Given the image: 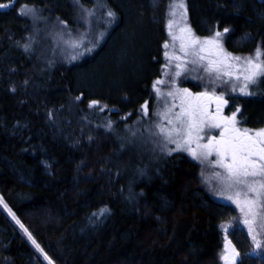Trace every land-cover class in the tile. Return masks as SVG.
<instances>
[{"label":"trees","instance_id":"16d2710c","mask_svg":"<svg viewBox=\"0 0 264 264\" xmlns=\"http://www.w3.org/2000/svg\"><path fill=\"white\" fill-rule=\"evenodd\" d=\"M88 1L95 15L110 8L111 26L63 61L43 32L73 29L79 0H0V197L53 264H223L220 223L235 209L210 196L199 164L177 150L136 156L110 135L122 113L152 105L171 0ZM184 2L196 35L222 33L227 52H264V0ZM247 91L229 109H240V125L263 127L264 79ZM230 237L238 264H264L242 229ZM32 241L0 206V264H48Z\"/></svg>","mask_w":264,"mask_h":264},{"label":"rangeland","instance_id":"374dc122","mask_svg":"<svg viewBox=\"0 0 264 264\" xmlns=\"http://www.w3.org/2000/svg\"><path fill=\"white\" fill-rule=\"evenodd\" d=\"M86 1L89 4H82V0H79L81 6L78 7V20L73 29L66 28L68 30L64 31L60 26L55 25L48 27L43 32V37L49 43V48L63 61L77 59L88 52L93 46L97 45L100 37L105 35L111 26L112 22L107 15L111 11L110 8L104 6L101 8L103 14L99 15L98 13L95 15L92 5H90L91 2ZM180 3H183V8L176 7ZM167 7L165 14L167 29L165 44H167V47L164 46L163 65L160 75L155 79L153 85L156 81H163V83L158 84L155 88L152 85L153 100L151 107L146 101L147 114L141 107L146 102L137 109L135 117L130 112L122 113L118 119V123H121L120 127L110 135L115 140L128 144L127 149H131L136 156L158 159L164 153L177 150L186 153L195 160L200 166L202 185L210 196L218 202L232 205L235 209V217L230 221L220 223L223 240L222 263L225 264V260L222 258L225 255L229 257L230 262L231 258L237 256V254L238 261L241 259L240 253H238L236 245L230 237V232L235 226L242 229L252 242L248 253L264 258V189H260L259 183H257L255 185L259 192V195H257L255 192H248L247 187L244 185H234L229 188L227 182L223 179L227 175L225 169L215 163L219 159L215 152L208 156L207 160L203 158L194 159L191 155V151H195L198 155L202 151H207L202 146L208 143L209 138L215 136L217 140L221 139L220 133L223 128H208L207 125L209 122H222L223 117H231L232 113L236 111L229 109L232 102L229 97L241 94L240 88L245 84L244 76L250 74V66L245 63V59L253 58L254 64H262V55L258 60L255 59L256 51L259 47L256 51L250 53L227 52L223 45L222 35L218 38L215 34L198 36L192 31L187 23L184 0H171ZM193 40H198L199 43L193 45ZM182 46L184 48L183 51L181 50ZM259 49L263 52L261 48ZM194 51L203 56L204 59L200 60L197 55H194ZM229 53L231 56H227ZM42 56L45 62V55L42 54ZM234 57H240L241 59L237 61ZM193 60H196L197 63L192 64ZM209 62H212V67L215 69L211 73L204 71V68L209 66ZM177 64H182V68L177 69ZM177 71L181 72L180 76L175 75ZM225 73H231L232 75L229 77ZM234 88L235 91L233 90ZM183 89H187L188 94L191 95L184 93ZM168 93L172 94L168 95ZM199 93H209L214 96L223 94L228 104L222 106L221 111L217 114V102L214 99H209L208 96L197 97ZM90 104L92 103L88 105ZM96 104L94 105L99 107V103ZM193 109H196V111L193 112ZM101 110H104L103 106ZM182 112L193 114L191 116L182 115L180 120H178L177 115ZM202 117L201 128L203 130L197 132L193 129L189 135V122L197 124ZM213 117L216 118V121H212ZM97 118L99 119L100 117ZM169 121L172 123H169ZM227 127H235L239 133L247 130V136H239L240 141L245 143L264 139V137L257 136V133L264 129V126L247 128L238 122L234 126L229 124ZM161 129H164V131L162 132ZM82 133L84 132L80 130L79 135ZM231 135H237V133L233 132ZM197 136L200 138L197 139ZM93 139H96V137L94 136ZM178 144L182 145V147L177 148ZM225 162H230V159H226ZM247 180L249 183L253 180L264 182V177H248ZM246 192L247 196L244 195ZM236 193L241 195L237 197ZM229 196L232 197V200L227 199ZM234 201H239V203ZM0 206L29 238L24 227L12 214L1 197ZM246 220L248 223H245ZM253 235L255 236V241L252 239ZM30 240L32 241V239ZM257 242L261 244L259 249L256 247ZM37 249L41 252L39 248ZM40 254L50 264V259L43 252ZM51 264L53 263L51 262Z\"/></svg>","mask_w":264,"mask_h":264},{"label":"snow or ice","instance_id":"6c2138e0","mask_svg":"<svg viewBox=\"0 0 264 264\" xmlns=\"http://www.w3.org/2000/svg\"><path fill=\"white\" fill-rule=\"evenodd\" d=\"M0 7H7V5H0ZM176 7L183 8V3H180L176 5ZM32 11V10H29ZM26 14V13H25ZM109 17H114V13L109 11L107 13ZM230 31V29L225 28L224 32L227 33ZM222 35V33L217 32L215 33V36L218 38ZM214 42V41H209ZM198 40H193L192 44H198ZM165 47H167V44H165ZM181 50L183 51L184 48L182 46ZM203 51V49H201ZM167 55V54H166ZM194 55H197L200 60H203L204 57L200 56L199 53H196L194 51ZM261 55H264V52H261V50L258 48L256 51L255 59H259ZM227 56H231V54H227ZM227 58V57H226ZM177 59H179L177 57ZM235 60L239 61L240 57H234ZM192 64H196L197 61L193 60L191 62ZM245 63L250 66L249 75L244 76L245 84L243 87L240 88V92L242 95H252L253 93H250L246 91L249 85L254 84L257 82V80L264 79V64H254L253 58H246ZM177 69L182 68V64L176 65ZM254 69V70H252ZM215 69L212 67V62H209V66L204 68V71L211 73ZM176 76H180L181 72L177 71L175 73ZM225 75H228L231 77V73H225ZM239 79V77H237ZM163 83V81H156L153 85L155 88L158 84ZM235 91V88L233 89ZM184 93L188 94L187 89L182 90ZM172 93H168V95H171ZM189 96L191 94H188ZM200 96H208L209 99H214L217 102V114L222 109V106H225L228 104V101L224 99V95L221 94L219 96L210 95L209 93H199L197 94V97ZM79 99V98H77ZM92 104L98 103L97 101H92ZM91 106V105H90ZM145 114H147V102L145 105L141 106ZM196 109H193V112H195ZM240 109L237 108L235 112L232 113L231 117H223L222 122H209L207 127L208 128H223V130L220 133L221 139L217 140L215 136L209 138L208 143L203 145L202 148L206 149L207 151H202L199 153V155L195 151H191V155L194 159H201L207 160L208 156L212 155L213 152L216 153V155L219 157V159L215 162L217 166L225 169L227 175L223 178L225 182H227V186L229 188L233 187L234 185H244L247 187L248 192H255L257 195H259L258 189L255 187L257 183H259V188L264 189V182H258L256 180H253L251 183L248 182V177H264V139H260L258 141H252L250 143H245L240 141L239 136H247V130H244L243 133H239L235 127L229 128L227 125H235L238 123L236 117L237 113H239ZM192 115L193 113H184L177 115V119L180 120L182 115ZM206 115V113H205ZM212 121H216V118L213 117ZM169 123H172L169 121ZM203 123V117L201 121L197 124H193L189 122L188 128H189V135L191 134V130L195 129L197 132L203 130L201 128V124ZM163 132L164 129H161ZM236 132L237 135H231V133ZM258 137H264V129H261L257 133ZM200 137L197 136V139ZM250 139V138H249ZM259 145V146H258ZM182 147V145L178 144L177 148ZM226 159H230V162H225ZM260 161V163H258ZM237 197H239L241 194L236 193ZM245 196H247V192L244 193ZM228 200H232V197L229 196L227 198ZM236 203H239V201H234ZM243 210V209H241ZM104 211V210H102ZM245 223H248L246 220ZM25 231H27L25 229ZM251 231V230H250ZM29 239H31V236L29 235ZM252 239L255 241V236L253 235ZM33 243L35 244V241L33 240ZM37 248H39V245H36ZM257 249L261 248V244L257 242L256 244ZM227 248V245H226ZM225 260V264H238V254L237 256H233L231 258V262L229 261V257L225 255L222 257ZM51 264V262H50Z\"/></svg>","mask_w":264,"mask_h":264}]
</instances>
